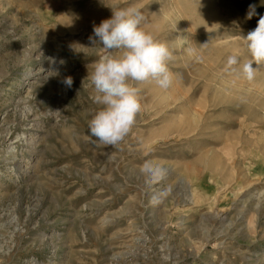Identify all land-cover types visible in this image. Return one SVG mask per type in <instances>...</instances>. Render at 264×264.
<instances>
[{
	"label": "rangeland",
	"instance_id": "1",
	"mask_svg": "<svg viewBox=\"0 0 264 264\" xmlns=\"http://www.w3.org/2000/svg\"><path fill=\"white\" fill-rule=\"evenodd\" d=\"M107 6L140 7L171 53L167 90L130 81L141 110L116 145L88 132L106 53L70 47ZM261 16L264 0H0V264H264V66L242 72Z\"/></svg>",
	"mask_w": 264,
	"mask_h": 264
},
{
	"label": "clouds",
	"instance_id": "2",
	"mask_svg": "<svg viewBox=\"0 0 264 264\" xmlns=\"http://www.w3.org/2000/svg\"><path fill=\"white\" fill-rule=\"evenodd\" d=\"M107 7L111 15L93 25L89 46L75 43L82 47L77 49L73 44L70 47L74 52L86 55L84 48L99 44L106 53L96 60L91 72L87 70L93 90L90 99L99 106L88 121V132L102 144L116 145L129 132L141 110L139 89L130 81L152 80L158 88L167 90L171 77L166 62L171 53L167 46L142 29L145 17L140 7ZM252 15L254 10L248 12L249 18ZM244 41L251 59L242 66V72L250 81L254 78L255 68L264 66V16L245 34ZM114 52L118 54L114 55ZM189 54L193 55V50H189ZM236 63V56L228 57L229 67ZM62 83L71 88L72 78L67 76ZM143 171L149 175L154 171L147 160Z\"/></svg>",
	"mask_w": 264,
	"mask_h": 264
}]
</instances>
